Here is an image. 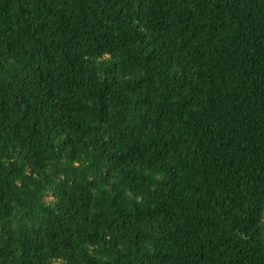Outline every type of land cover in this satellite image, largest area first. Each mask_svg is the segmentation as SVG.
<instances>
[{"label": "trees", "instance_id": "obj_1", "mask_svg": "<svg viewBox=\"0 0 264 264\" xmlns=\"http://www.w3.org/2000/svg\"><path fill=\"white\" fill-rule=\"evenodd\" d=\"M264 0H0V264H264Z\"/></svg>", "mask_w": 264, "mask_h": 264}, {"label": "water", "instance_id": "obj_2", "mask_svg": "<svg viewBox=\"0 0 264 264\" xmlns=\"http://www.w3.org/2000/svg\"><path fill=\"white\" fill-rule=\"evenodd\" d=\"M262 221H264V208H263V212H262Z\"/></svg>", "mask_w": 264, "mask_h": 264}]
</instances>
